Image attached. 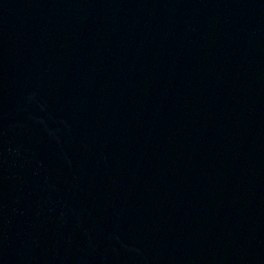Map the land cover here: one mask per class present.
Listing matches in <instances>:
<instances>
[{
	"label": "water",
	"instance_id": "obj_1",
	"mask_svg": "<svg viewBox=\"0 0 264 264\" xmlns=\"http://www.w3.org/2000/svg\"><path fill=\"white\" fill-rule=\"evenodd\" d=\"M0 264H264V0H0Z\"/></svg>",
	"mask_w": 264,
	"mask_h": 264
}]
</instances>
